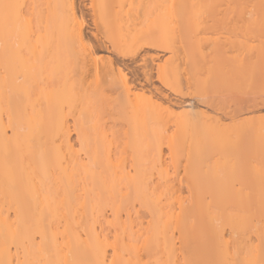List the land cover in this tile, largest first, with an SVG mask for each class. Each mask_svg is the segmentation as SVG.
<instances>
[{
  "label": "bare ground",
  "instance_id": "1",
  "mask_svg": "<svg viewBox=\"0 0 264 264\" xmlns=\"http://www.w3.org/2000/svg\"><path fill=\"white\" fill-rule=\"evenodd\" d=\"M0 264H264V0H0Z\"/></svg>",
  "mask_w": 264,
  "mask_h": 264
},
{
  "label": "snow or ice",
  "instance_id": "2",
  "mask_svg": "<svg viewBox=\"0 0 264 264\" xmlns=\"http://www.w3.org/2000/svg\"><path fill=\"white\" fill-rule=\"evenodd\" d=\"M8 7H20L19 5H11V6H8Z\"/></svg>",
  "mask_w": 264,
  "mask_h": 264
}]
</instances>
